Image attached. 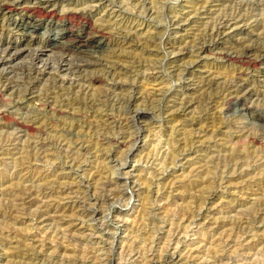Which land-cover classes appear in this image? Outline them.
Masks as SVG:
<instances>
[{"label":"rangeland","instance_id":"374dc122","mask_svg":"<svg viewBox=\"0 0 264 264\" xmlns=\"http://www.w3.org/2000/svg\"><path fill=\"white\" fill-rule=\"evenodd\" d=\"M25 1L0 10V264H264V55L237 53L264 0Z\"/></svg>","mask_w":264,"mask_h":264},{"label":"bare ground","instance_id":"6f19581e","mask_svg":"<svg viewBox=\"0 0 264 264\" xmlns=\"http://www.w3.org/2000/svg\"><path fill=\"white\" fill-rule=\"evenodd\" d=\"M11 1H13V2H17L18 4H22V3H29V2H27V1H25V0H11ZM8 2H9V0H0V10H7V4H8ZM261 3V2H260ZM242 4V3H241ZM250 4V3H249ZM248 4V5H249ZM246 5V4H245ZM247 5V6H248ZM251 5V4H250ZM249 5V6H250ZM50 10V9H49ZM232 17V16H231ZM248 17H250V16H248ZM230 18V17H229ZM240 18V17H239ZM239 18H237V19H239ZM253 18V17H252ZM251 18V19H252ZM226 19V18H225ZM231 20H224V18H223V21H221L220 23H219V25L217 26L216 25V30L218 31V33H221V32H223V31H226V30H230L231 29V27H233V26H235V25H238V23L239 22H237V19H235L234 17L233 18H230ZM242 19V18H241ZM241 19H239V20H241ZM261 19V18H260ZM220 20V19H219ZM238 20V21H239ZM245 20V19H244ZM23 21V19L21 20V22H18L17 23V25H19L20 27H24V28H27L28 26H29V24L28 23H23L22 22ZM38 21V20H37ZM40 21V20H39ZM258 21V20H257ZM35 22V21H34ZM242 22H243V20H242ZM260 22V21H259ZM215 23H216V21H215ZM241 23V22H240ZM245 23V22H244ZM209 24V23H208ZM221 24V25H220ZM243 24V23H242ZM260 24V23H259ZM256 25V24H255ZM213 26V25H212ZM212 28H214V27H212ZM214 28V29H215ZM234 28V27H233ZM262 30V29H261ZM260 30V31H261ZM212 31V30H211ZM214 31V30H213ZM264 31V30H263ZM88 33V31H87V27H84V29H83V33ZM262 32V31H261ZM261 32H260V34H261ZM206 33V32H205ZM213 33V32H212ZM217 33V34H218ZM226 33V32H225ZM259 33V32H258ZM216 34V35H217ZM214 35V34H213ZM224 35V34H223ZM89 37L88 38H93V39H96V36L95 35H92L91 37H90V35H88ZM218 36H220V35H218ZM254 36H256V37H258V40L259 41H255V40H253V41H255L256 43L255 44H250L249 43V41H248V43L250 44H247V43H242V40L239 42V43H242V44H240V46H241V48L239 47V49H240V51L238 50H236L237 51V53H241V54H250V55H257V56H259V55H264V33H262L261 35H254ZM256 37H254V38H256ZM241 39V38H240ZM251 39V38H250ZM257 40V39H256ZM71 41L73 42V47H74V50H73V52H74V54L75 53H77L78 55H80V56H83V58L85 57V54H84V52H86V50L84 49V44H85V42H84V39H83V34L82 33H77V34H73V36L71 37ZM101 40H95V44H101ZM251 42H252V40H251ZM1 44V43H0ZM90 44V43H89ZM10 46H7L5 49H3V53L4 54H0V65L1 66H3L4 68L6 67V66H8L12 61H14L13 59H14V57L18 54V52L20 51V50H17V49H12V46H11V44H9ZM58 45V44H57ZM237 45V44H236ZM201 47V46H200ZM238 48V47H237ZM236 48V49H237ZM12 50H15L14 52L12 51ZM103 50V49H102ZM101 51V50H100ZM88 52V51H87ZM230 53H231V51H229ZM32 53V52H31ZM38 52L36 51V49H35V54H33V60H35V59H37L39 56H38V54H37ZM225 53V52H224ZM229 53V54H230ZM233 53V52H232ZM235 53V52H234ZM76 54V55H77ZM240 54V55H241ZM242 56V55H241ZM17 57V56H16ZM230 57V56H229ZM62 59V58H61ZM72 60V59H71ZM71 60H68V59H64L63 60V63L61 64V66H62V68H64V69H68V70H76V71H80L81 69H82V67H83V64H81L80 62L78 63H75V61L74 62H72ZM81 60H83L82 58H81ZM88 60V59H87ZM87 60H83V61H87ZM80 61V60H79ZM88 62V61H87ZM86 62V63H87ZM92 62V61H91ZM48 63V62H47ZM90 63V62H89ZM88 63V64H89ZM46 64V63H45ZM85 64V63H84ZM91 64V63H90ZM34 65V64H33ZM44 66V65H43ZM48 66V65H47ZM46 66V67H47ZM87 66V65H86ZM35 67V66H34ZM46 67H45V69H46ZM66 67V68H65ZM48 68V67H47ZM59 68V67H58ZM36 70L35 71H37V72H41L42 70H41V68H35ZM61 69V68H60ZM84 69V68H83ZM73 70V71H74ZM4 71H6V70H4ZM75 72V71H74ZM73 72V73H74ZM39 79V78H38ZM236 81V80H235ZM205 82V81H204ZM90 83V82H89ZM238 84V83H237ZM116 85H118V84H116ZM239 85V84H238ZM238 85L235 87H233V88H237L238 87ZM241 85V84H240ZM119 86H121V85H119ZM112 87V86H111ZM114 87H115V85H114ZM231 89V88H230ZM238 90V89H237ZM236 90V91H237ZM235 91V92H236ZM113 92V91H112ZM256 92H258V91H256ZM256 92H255V94H256ZM244 93V92H243ZM242 93V94H243ZM258 93H260V92H258ZM262 93H264V92H262ZM110 94V93H109ZM112 94V93H111ZM236 94H238V93H236ZM251 94H252V92H251ZM113 95V94H112ZM260 95V94H259ZM230 96V95H229ZM234 97H235V95H233ZM238 96V95H237ZM240 96V95H239ZM238 96V97H239ZM244 96V95H243ZM261 98L262 99H264V94H261ZM108 97V96H107ZM112 97V96H111ZM115 97V96H114ZM120 98V97H119ZM130 98H132V97H130ZM236 98V97H235ZM115 99V98H114ZM129 99V98H128ZM237 99V98H236ZM238 100V99H237ZM243 100V99H242ZM259 101H260V98H259ZM85 102V101H84ZM118 102V101H117ZM121 102V101H120ZM128 103H129V100L127 101ZM243 102V101H242ZM92 104V103H91ZM230 104V103H229Z\"/></svg>","mask_w":264,"mask_h":264}]
</instances>
